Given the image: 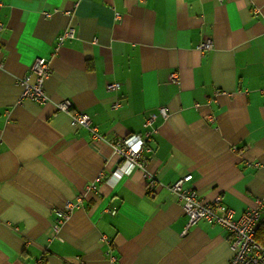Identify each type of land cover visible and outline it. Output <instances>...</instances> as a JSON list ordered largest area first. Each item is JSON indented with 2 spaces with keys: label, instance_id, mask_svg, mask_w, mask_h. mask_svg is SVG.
Wrapping results in <instances>:
<instances>
[{
  "label": "crops",
  "instance_id": "0c3cea01",
  "mask_svg": "<svg viewBox=\"0 0 264 264\" xmlns=\"http://www.w3.org/2000/svg\"><path fill=\"white\" fill-rule=\"evenodd\" d=\"M0 22V264H230L225 228L189 224L166 187L189 174L236 215L261 199L264 235V0H0ZM38 57L46 103L22 96ZM152 112L153 195L140 171L113 176L111 146Z\"/></svg>",
  "mask_w": 264,
  "mask_h": 264
},
{
  "label": "built area",
  "instance_id": "2783aa9c",
  "mask_svg": "<svg viewBox=\"0 0 264 264\" xmlns=\"http://www.w3.org/2000/svg\"><path fill=\"white\" fill-rule=\"evenodd\" d=\"M116 18L120 19L121 14L116 13ZM0 27H2L1 22ZM74 34L75 29L68 28L59 36V40L62 42L65 37H74ZM211 47L212 39L209 37H205L198 45L200 51L210 49ZM32 74L35 75L34 82L30 81ZM50 74L51 67L49 61L43 57L36 58L30 73L22 79V83L24 84L22 96L39 103L48 102L50 98L44 89V81ZM109 87L114 89L117 87V84L112 83ZM71 111L72 102L70 100L56 103V112L71 114ZM159 111L162 115L167 114L165 107H160ZM156 117V113H149L144 122L146 129L143 133H132L111 143L112 149L120 158V163L113 171V176L120 179L124 175H132L135 171H140L142 176L147 179V191L152 195L159 186L153 172L148 170L146 151L150 150L148 143L152 140L153 134L156 133L154 126ZM72 119L74 124L90 128L93 134L97 136L96 127L91 125V119L87 114L75 112L72 114ZM191 178V174L185 175L166 186L182 200L183 209L188 216L189 224L205 220L224 227L231 238V246L235 251L230 264H264V243L260 242L257 238L262 220V200L258 199L254 207L247 209L241 215H236L234 209L225 205L220 197L215 201L208 202L203 200L193 187L185 186L186 182ZM92 187L96 188V185H92ZM80 201V197L76 201L67 200L64 208L54 209L56 219L53 228L55 232L59 230L65 221L70 219L72 212L78 207ZM111 212L115 214L116 209L113 208Z\"/></svg>",
  "mask_w": 264,
  "mask_h": 264
},
{
  "label": "trees",
  "instance_id": "16d2710c",
  "mask_svg": "<svg viewBox=\"0 0 264 264\" xmlns=\"http://www.w3.org/2000/svg\"><path fill=\"white\" fill-rule=\"evenodd\" d=\"M257 238H258V240L260 241V242H262V243H264V235L262 234H258L257 233Z\"/></svg>",
  "mask_w": 264,
  "mask_h": 264
}]
</instances>
